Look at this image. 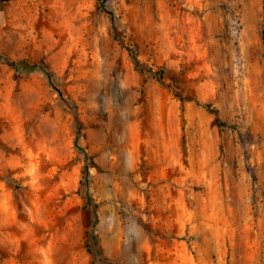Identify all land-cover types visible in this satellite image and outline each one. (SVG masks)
<instances>
[{
	"label": "rangeland",
	"instance_id": "1",
	"mask_svg": "<svg viewBox=\"0 0 264 264\" xmlns=\"http://www.w3.org/2000/svg\"><path fill=\"white\" fill-rule=\"evenodd\" d=\"M263 32L264 0H0V264H264Z\"/></svg>",
	"mask_w": 264,
	"mask_h": 264
},
{
	"label": "trees",
	"instance_id": "2",
	"mask_svg": "<svg viewBox=\"0 0 264 264\" xmlns=\"http://www.w3.org/2000/svg\"><path fill=\"white\" fill-rule=\"evenodd\" d=\"M264 33V32H263ZM128 51H129V54L131 55V57L133 58V60H134V62H135V64H136V66H137V68L139 69V70H141V71H151L152 69H149V67H147V65H145L144 63H141L140 61H139V59L137 58V56L134 54V51L131 49V48H128ZM10 65L11 66H13V67H15V68H17L18 66H17V64L16 63H10ZM23 66H25V68H29L30 67V65L29 64H26V65H23ZM32 67V66H31ZM43 70H44V72L49 76L50 75V73L47 71V69H45V68H42ZM166 71H165V69H159V70H157V71H154V75H156V76H158L159 78H161L162 79V77H163V74L165 73ZM49 79H51V77H49ZM60 92V91H59ZM74 117H75V119L76 120H78V115H77V112L76 111H74Z\"/></svg>",
	"mask_w": 264,
	"mask_h": 264
}]
</instances>
